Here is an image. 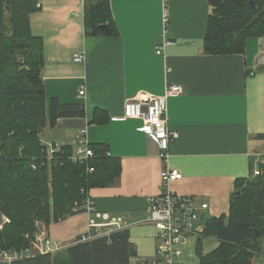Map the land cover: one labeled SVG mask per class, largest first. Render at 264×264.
Returning a JSON list of instances; mask_svg holds the SVG:
<instances>
[{
    "label": "crops",
    "instance_id": "crops-1",
    "mask_svg": "<svg viewBox=\"0 0 264 264\" xmlns=\"http://www.w3.org/2000/svg\"><path fill=\"white\" fill-rule=\"evenodd\" d=\"M38 5L29 24L32 34L43 40L45 95L61 103L85 104L84 117L59 119L56 126L42 130L41 138L59 132L50 144L73 145L78 130L86 128L90 142L106 144L109 154L120 158L117 182L89 189L88 197L95 211L125 221L136 249L130 264H162L158 230L147 221L146 207L148 199L161 192L165 166L181 173L168 184L172 192L207 203L200 211V231L206 219L227 217L235 180L253 176L258 168L264 154V138L257 136L264 134V36L249 38L242 53H203L209 0H110L118 31L112 36L85 35L83 0H39ZM164 8L168 41L161 55L155 49L162 42ZM74 53H81L83 61H74ZM166 83L183 87L179 96L167 100V123L174 132L167 163L159 156L156 140L138 130L140 119H113L123 114L126 99L140 91L159 96ZM96 106L107 110L106 123H90ZM91 218L83 210L41 229L65 247L87 232L106 230L90 228ZM198 236H187L178 264H201L193 252ZM211 238L202 246L204 254L219 244ZM252 264H264V236Z\"/></svg>",
    "mask_w": 264,
    "mask_h": 264
},
{
    "label": "trees",
    "instance_id": "trees-1",
    "mask_svg": "<svg viewBox=\"0 0 264 264\" xmlns=\"http://www.w3.org/2000/svg\"><path fill=\"white\" fill-rule=\"evenodd\" d=\"M209 3L203 53H242L249 38L264 36V0ZM39 9L37 0H0V214L8 218L0 228V252L30 249L41 225L85 210L89 189L111 186L121 173L120 158L110 155L104 143L89 142L93 154L81 161L72 158V144L60 145L48 158L42 130L56 126L59 119L84 117L85 104L61 103L45 95L43 40L32 34L29 24V15ZM83 26L87 36L116 35L110 0H83ZM108 120L107 110L96 106L90 123ZM253 165L251 160V169ZM257 166L255 176L235 180L227 217L204 222L196 247L201 264H252L260 251L264 161ZM204 236L219 241L208 254L200 250ZM134 256L129 231L115 229L74 241L53 254L24 256L10 264H130Z\"/></svg>",
    "mask_w": 264,
    "mask_h": 264
},
{
    "label": "built area",
    "instance_id": "built-area-1",
    "mask_svg": "<svg viewBox=\"0 0 264 264\" xmlns=\"http://www.w3.org/2000/svg\"><path fill=\"white\" fill-rule=\"evenodd\" d=\"M39 1V0H37ZM167 26L168 14L164 8L162 14V42L155 49L156 54L163 55L164 46L167 43ZM84 59L81 53H74L73 60L82 62ZM165 70H170L165 67ZM183 92V87L175 83H166L164 91L159 96L138 92L135 96L126 99L123 105V114L113 117L114 120L120 119H140L142 125L138 130L148 136L153 137L159 147V156L165 163L168 161V147L174 138V132L169 128L167 123V100L170 97L179 96ZM84 94V89L79 90V95ZM86 128L78 130L74 144L72 158L82 160L93 154L89 147ZM44 144V143H43ZM45 145V144H44ZM48 158L52 152L59 148L57 145L47 144ZM259 173L258 168L253 170V176ZM181 177L177 169H171L168 166L161 171L162 189L156 196L148 199L146 207V219L152 223L158 230L159 242L157 245V254L162 264H178L182 255V246L187 236L199 235L201 232L197 225L200 222V211L207 208V203L198 204L194 196L178 195L172 192L168 184L171 180ZM84 209L91 213L94 218L89 220L90 228L106 227L102 233L87 232L81 235L76 241H86L96 235H108L112 230L124 229L125 221L120 216H112L108 213L94 210L93 202L86 197ZM0 228L8 218L0 214ZM100 219L101 221H96ZM64 246L53 241L45 229H39L34 234L31 248L21 252H0V260L7 261L9 264L24 256L35 254H53L62 249ZM142 264H150L142 260Z\"/></svg>",
    "mask_w": 264,
    "mask_h": 264
},
{
    "label": "rangeland",
    "instance_id": "rangeland-1",
    "mask_svg": "<svg viewBox=\"0 0 264 264\" xmlns=\"http://www.w3.org/2000/svg\"><path fill=\"white\" fill-rule=\"evenodd\" d=\"M64 127V126H63ZM58 133L59 132H54L53 133V136L52 137H49V139H48V137L47 136H45V137H43V143L45 144V145H47V144H49V140H50V138H53V139H57V138H59V136H58ZM66 141H69V140H71L70 138H67V139H65ZM260 161H264V159H261ZM1 220V219H0ZM206 238H208V239H206ZM211 238V236H204V237H202V239H201V243H200V250H201V252H203L202 250H203V248H202V246H204L205 245V241L206 240H212V238ZM196 247H197V242L195 241V243H194V245H193V252L195 253V256L198 258V261H199V263H200V258H199V256L197 255V252H196ZM183 253H184V246H182V255H183ZM181 260H182V256H181Z\"/></svg>",
    "mask_w": 264,
    "mask_h": 264
},
{
    "label": "water",
    "instance_id": "water-1",
    "mask_svg": "<svg viewBox=\"0 0 264 264\" xmlns=\"http://www.w3.org/2000/svg\"><path fill=\"white\" fill-rule=\"evenodd\" d=\"M250 2H252V1H250Z\"/></svg>",
    "mask_w": 264,
    "mask_h": 264
}]
</instances>
